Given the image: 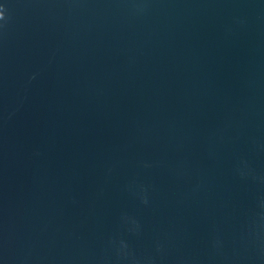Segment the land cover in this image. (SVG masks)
Instances as JSON below:
<instances>
[{"label": "water", "instance_id": "95a60500", "mask_svg": "<svg viewBox=\"0 0 264 264\" xmlns=\"http://www.w3.org/2000/svg\"><path fill=\"white\" fill-rule=\"evenodd\" d=\"M0 264H264V0H0Z\"/></svg>", "mask_w": 264, "mask_h": 264}]
</instances>
